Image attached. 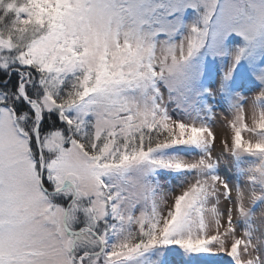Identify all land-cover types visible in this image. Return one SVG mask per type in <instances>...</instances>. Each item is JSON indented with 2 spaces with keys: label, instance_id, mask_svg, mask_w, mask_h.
<instances>
[{
  "label": "snow or ice",
  "instance_id": "6c2138e0",
  "mask_svg": "<svg viewBox=\"0 0 264 264\" xmlns=\"http://www.w3.org/2000/svg\"><path fill=\"white\" fill-rule=\"evenodd\" d=\"M0 264H264V0H0Z\"/></svg>",
  "mask_w": 264,
  "mask_h": 264
},
{
  "label": "rangeland",
  "instance_id": "374dc122",
  "mask_svg": "<svg viewBox=\"0 0 264 264\" xmlns=\"http://www.w3.org/2000/svg\"><path fill=\"white\" fill-rule=\"evenodd\" d=\"M217 131H218V132H222V130H221V129H217Z\"/></svg>",
  "mask_w": 264,
  "mask_h": 264
}]
</instances>
